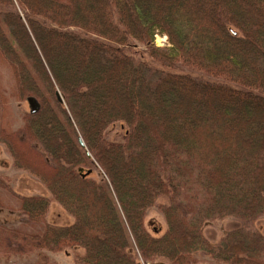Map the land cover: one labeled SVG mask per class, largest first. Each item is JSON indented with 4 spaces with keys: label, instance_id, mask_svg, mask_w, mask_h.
<instances>
[{
    "label": "trees",
    "instance_id": "1",
    "mask_svg": "<svg viewBox=\"0 0 264 264\" xmlns=\"http://www.w3.org/2000/svg\"><path fill=\"white\" fill-rule=\"evenodd\" d=\"M177 63L218 81L166 71ZM0 65L8 96L40 105L11 130L0 90V143L73 218L39 234L0 228L5 249L80 248L82 264H264V235L238 226L211 244L202 233L264 216V0H0ZM114 123L127 128L120 141L106 137ZM16 198L28 222H45L46 197ZM151 208L160 235L145 228Z\"/></svg>",
    "mask_w": 264,
    "mask_h": 264
},
{
    "label": "rangeland",
    "instance_id": "2",
    "mask_svg": "<svg viewBox=\"0 0 264 264\" xmlns=\"http://www.w3.org/2000/svg\"><path fill=\"white\" fill-rule=\"evenodd\" d=\"M154 45L156 47L167 46L166 38L161 35L154 36ZM124 50H127L124 48ZM131 54L136 59H143L150 61L144 54V47L136 45ZM166 71H174L181 73H188L192 77L215 81L216 79L202 75L201 73L192 70L180 63L175 65L173 69ZM218 81V80H216ZM0 90L8 98L7 110L5 120L11 130H16L23 125V116L29 112L28 103L23 100H17L14 95L8 96L14 91L13 81L10 72L0 65ZM126 126L121 123L112 124L106 133V137L112 141H120ZM91 178L101 182L103 174L98 168L92 170ZM0 178L6 182L12 193L0 188V228L18 230L23 233L39 234L44 230V227L55 226L64 227L73 223V218L52 198L46 187L34 176L28 172L16 169L13 161L4 145L0 143ZM14 194V195H13ZM16 196H43L46 197L50 203L45 215L44 223H30L28 222L18 210L19 203ZM160 202H165V199H160ZM144 225L150 234L160 235L166 229L165 221L162 214L156 209L151 208L147 211ZM243 227L249 232L264 235V216L254 221H242L234 217H227L220 220L206 222L203 226V236L211 243L217 244L235 227ZM10 249H5L0 245V264H82L77 254H83V250L65 249L59 252H50L47 250H33L30 252L21 251L15 253ZM14 249H24L19 243ZM199 258L198 264H221L215 262L209 257L197 256ZM140 262V261H138ZM140 264V263H139ZM143 264H168L163 259H155L152 262H145Z\"/></svg>",
    "mask_w": 264,
    "mask_h": 264
},
{
    "label": "water",
    "instance_id": "3",
    "mask_svg": "<svg viewBox=\"0 0 264 264\" xmlns=\"http://www.w3.org/2000/svg\"><path fill=\"white\" fill-rule=\"evenodd\" d=\"M56 97H57V100L59 102H62V98H61L59 92H56ZM27 103H28V106H29V109H30V113H35L40 107L38 101L35 98H28L27 99ZM79 144L81 146H83V142H82V140L80 138H79Z\"/></svg>",
    "mask_w": 264,
    "mask_h": 264
}]
</instances>
